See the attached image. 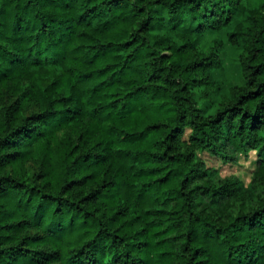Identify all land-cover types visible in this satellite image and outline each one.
Returning a JSON list of instances; mask_svg holds the SVG:
<instances>
[{
	"label": "trees",
	"instance_id": "trees-1",
	"mask_svg": "<svg viewBox=\"0 0 264 264\" xmlns=\"http://www.w3.org/2000/svg\"><path fill=\"white\" fill-rule=\"evenodd\" d=\"M0 264H264V0H0Z\"/></svg>",
	"mask_w": 264,
	"mask_h": 264
},
{
	"label": "rangeland",
	"instance_id": "rangeland-1",
	"mask_svg": "<svg viewBox=\"0 0 264 264\" xmlns=\"http://www.w3.org/2000/svg\"><path fill=\"white\" fill-rule=\"evenodd\" d=\"M224 37L225 32L207 34L200 42L199 48L205 52L210 51L216 47V38ZM227 44V43H226ZM225 44V45H226ZM223 65L220 69H215V77L221 83L223 90L227 91L228 88L234 84L240 83L243 80L241 73L239 54L240 50L233 46H223L222 51ZM203 157L209 166L219 168L222 176L235 175L241 178L246 183L250 180L256 168L257 156L254 151L248 154H241L234 162H223L217 156L204 152Z\"/></svg>",
	"mask_w": 264,
	"mask_h": 264
}]
</instances>
